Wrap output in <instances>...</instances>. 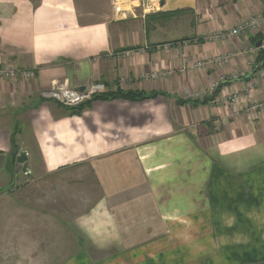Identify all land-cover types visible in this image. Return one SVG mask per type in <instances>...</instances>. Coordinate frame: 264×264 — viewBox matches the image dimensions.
Segmentation results:
<instances>
[{
    "label": "crops",
    "instance_id": "obj_1",
    "mask_svg": "<svg viewBox=\"0 0 264 264\" xmlns=\"http://www.w3.org/2000/svg\"><path fill=\"white\" fill-rule=\"evenodd\" d=\"M89 1L0 0V64L35 74L0 80V200L53 176L69 208L91 204L73 212L75 240L49 244L59 259L20 264H264V27L223 39L264 0H161L123 21ZM56 83L162 95L70 109L41 98Z\"/></svg>",
    "mask_w": 264,
    "mask_h": 264
},
{
    "label": "rangeland",
    "instance_id": "obj_2",
    "mask_svg": "<svg viewBox=\"0 0 264 264\" xmlns=\"http://www.w3.org/2000/svg\"><path fill=\"white\" fill-rule=\"evenodd\" d=\"M86 4L90 6V1L87 0ZM26 180H20L18 186L21 190L17 197L15 195L16 200H13L12 205L9 201L0 200V245L6 241L10 245L5 248L7 245L3 244V250L0 249V264H12L17 259L20 264L24 261L23 257H29L33 250L36 255H42H37L38 258L45 256L59 259L60 249L52 250L49 244L52 247L57 243L61 246L63 235L68 243L75 240L76 235L71 229L75 219L73 212L76 209V213H81L91 206L89 202L82 201L77 202V206H70L75 207L73 210L69 208L67 201L61 198L60 186L55 184L58 180L53 176H33ZM62 226L66 228L65 234L59 232L58 228ZM12 240L18 248L11 247ZM33 241L40 242L37 248H30Z\"/></svg>",
    "mask_w": 264,
    "mask_h": 264
},
{
    "label": "built area",
    "instance_id": "obj_3",
    "mask_svg": "<svg viewBox=\"0 0 264 264\" xmlns=\"http://www.w3.org/2000/svg\"><path fill=\"white\" fill-rule=\"evenodd\" d=\"M113 13L115 20H128L130 18L141 17L145 18L148 15L156 14L161 11L162 3L161 0H112ZM264 27V13L256 15L249 19L242 25L228 30L223 39L232 38L242 31L251 30L253 32L261 31ZM167 49V48H165ZM257 54L259 52L264 53V41L261 42V47L254 48ZM130 54H127V56ZM231 58V55L219 56L217 58L211 59L207 64L217 65L225 64ZM199 65H202L200 63ZM260 79H264V70H259L257 73ZM35 74L33 71L21 70L15 68L12 65L0 64V80H13L17 78L33 79ZM246 75H243L242 78ZM220 84H214L209 88L211 94H215L219 88ZM85 91L80 92L77 89L70 88L66 84L60 85L59 83L54 84V86L41 93V98L43 100H53L66 108H77L91 102L96 96L101 95L106 92V87L102 83L91 84L85 86ZM249 93L252 92V87L248 90ZM245 99L244 95L236 94L228 97V102L237 106ZM254 109H264V103L255 102L252 103Z\"/></svg>",
    "mask_w": 264,
    "mask_h": 264
},
{
    "label": "trees",
    "instance_id": "obj_4",
    "mask_svg": "<svg viewBox=\"0 0 264 264\" xmlns=\"http://www.w3.org/2000/svg\"><path fill=\"white\" fill-rule=\"evenodd\" d=\"M257 43L258 42H254L255 45ZM258 61L264 62V53L263 52H259ZM160 95H162V93L161 94L160 93L147 94V93H143V92H133V91L123 92V91L119 90L115 93H109V92L103 93L101 95L96 96L94 100L107 101V100L122 99V100H127V101H132V102H143L146 100L155 99V98L159 97ZM194 104H197V103L195 102ZM70 109H75V108H70Z\"/></svg>",
    "mask_w": 264,
    "mask_h": 264
},
{
    "label": "water",
    "instance_id": "obj_5",
    "mask_svg": "<svg viewBox=\"0 0 264 264\" xmlns=\"http://www.w3.org/2000/svg\"><path fill=\"white\" fill-rule=\"evenodd\" d=\"M257 47H261V42H258ZM263 65H264V63H263ZM262 68H263V66H260L259 70H262ZM85 89H86L85 87H80L77 90L80 92H83V91H85ZM27 160H28V158H27V154L25 152H23L19 155V158H18L19 163L23 164Z\"/></svg>",
    "mask_w": 264,
    "mask_h": 264
}]
</instances>
